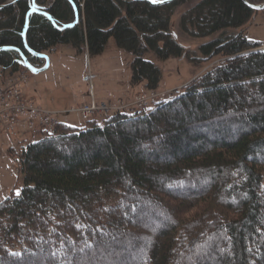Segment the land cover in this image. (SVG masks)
I'll list each match as a JSON object with an SVG mask.
<instances>
[{
    "label": "trees",
    "instance_id": "obj_1",
    "mask_svg": "<svg viewBox=\"0 0 264 264\" xmlns=\"http://www.w3.org/2000/svg\"><path fill=\"white\" fill-rule=\"evenodd\" d=\"M10 1L2 80L57 46L98 56L110 38L145 91L161 74L143 56L186 57L180 37H211L198 50L223 61L151 109L26 143L21 193L0 202V264H264V50L244 36L245 0Z\"/></svg>",
    "mask_w": 264,
    "mask_h": 264
},
{
    "label": "rangeland",
    "instance_id": "obj_2",
    "mask_svg": "<svg viewBox=\"0 0 264 264\" xmlns=\"http://www.w3.org/2000/svg\"><path fill=\"white\" fill-rule=\"evenodd\" d=\"M176 21L177 16H174V26ZM244 36L248 40L261 43L263 46L257 50H264L263 11L254 13L251 23L244 30ZM211 40L210 37L190 42L180 37V44L188 47L189 52L186 57L179 59L160 60L153 52L145 54L143 59L156 66L161 74L155 91L160 94L169 93L170 97L175 93L181 94L191 81L223 61L220 58L204 61V56L198 48ZM43 57L45 65L42 69L22 68L11 79H0V92L13 84L20 89L23 98L27 101L31 99L36 107L52 113L53 119L58 123L77 129L86 127V122L80 119L77 110L92 100L112 107L127 106L119 105L116 99L121 90L129 88L132 56L120 50L113 38L108 40L104 51L98 56L88 57L86 51L77 53L71 46L62 45L57 46L53 52H45ZM132 89L127 96L129 104L135 101V95L145 93L138 85ZM34 94L42 96L43 100H36ZM78 94H88L89 98L86 102L72 107L66 101L68 99H63L62 105H53L54 101H60V97L68 98L70 95ZM40 139V136L27 134L11 137L0 132V202L11 193L14 196L21 193L23 188L19 165L21 149L30 140L37 142Z\"/></svg>",
    "mask_w": 264,
    "mask_h": 264
},
{
    "label": "built area",
    "instance_id": "obj_3",
    "mask_svg": "<svg viewBox=\"0 0 264 264\" xmlns=\"http://www.w3.org/2000/svg\"><path fill=\"white\" fill-rule=\"evenodd\" d=\"M163 94L150 91L138 95L130 106L112 107L109 104L96 103L94 100L77 110L81 120L91 121L96 118L108 117L113 114L132 110L143 111L148 107L164 102ZM74 111V110H72ZM58 122L53 114L36 107L31 101L22 97L20 90L12 86L0 92V132L11 137L20 134L36 135L55 134Z\"/></svg>",
    "mask_w": 264,
    "mask_h": 264
},
{
    "label": "crops",
    "instance_id": "obj_4",
    "mask_svg": "<svg viewBox=\"0 0 264 264\" xmlns=\"http://www.w3.org/2000/svg\"><path fill=\"white\" fill-rule=\"evenodd\" d=\"M54 51V50H53ZM53 51H51V52H53ZM45 63V61H44V57L41 59V64H42V67H44V64ZM27 68V67H26ZM40 70V69H39ZM27 81V80H26ZM128 84H129V81H128ZM138 86H140L142 89H143V91H145V87H144V85L143 84H140V85H138ZM134 87H136V86H131L130 84H129V88H127V89H125V90H121L120 91V93H119V96L117 97V99H116V103H118L119 105H128L129 103H127L128 101H127V96L129 95V93L133 90L132 88H134ZM139 93H141V91L139 92ZM92 94L94 95V93L92 92ZM34 97H35V99L36 100H38V101H41V100H43V97L42 96H38L37 94H34L33 95ZM95 96V95H94ZM135 97H136V95H135ZM134 97V98H135ZM88 98H89V95L87 94V95H84V94H78V95H70V97H68V98H62V97H60V101H54L53 102V105H62L63 104V99H68V100H66V101H68V104H69V106H77V105H80V104H82L83 102H86L87 100H88ZM28 100H30L31 102H32V100L31 99H28ZM23 147H25V145L23 146Z\"/></svg>",
    "mask_w": 264,
    "mask_h": 264
},
{
    "label": "water",
    "instance_id": "obj_5",
    "mask_svg": "<svg viewBox=\"0 0 264 264\" xmlns=\"http://www.w3.org/2000/svg\"><path fill=\"white\" fill-rule=\"evenodd\" d=\"M139 1H143L145 3H148L151 6H164V5H167V4H170V3L174 2L175 0H155V2H153V0H139ZM245 3L251 10H253L255 12L264 10V2L261 3V4H252L248 0H245ZM72 6H73V9H74V13H75V22H74V24H76L78 22L77 10H76V8H75V6L73 4H72Z\"/></svg>",
    "mask_w": 264,
    "mask_h": 264
},
{
    "label": "snow or ice",
    "instance_id": "obj_6",
    "mask_svg": "<svg viewBox=\"0 0 264 264\" xmlns=\"http://www.w3.org/2000/svg\"><path fill=\"white\" fill-rule=\"evenodd\" d=\"M153 2H155V0H153Z\"/></svg>",
    "mask_w": 264,
    "mask_h": 264
},
{
    "label": "bare ground",
    "instance_id": "obj_7",
    "mask_svg": "<svg viewBox=\"0 0 264 264\" xmlns=\"http://www.w3.org/2000/svg\"><path fill=\"white\" fill-rule=\"evenodd\" d=\"M8 87V86H7ZM58 125V124H57Z\"/></svg>",
    "mask_w": 264,
    "mask_h": 264
}]
</instances>
